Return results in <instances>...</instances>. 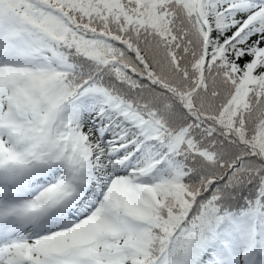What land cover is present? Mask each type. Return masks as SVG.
<instances>
[{"label":"snow or ice","instance_id":"obj_1","mask_svg":"<svg viewBox=\"0 0 264 264\" xmlns=\"http://www.w3.org/2000/svg\"><path fill=\"white\" fill-rule=\"evenodd\" d=\"M0 264H264V0H0Z\"/></svg>","mask_w":264,"mask_h":264}]
</instances>
